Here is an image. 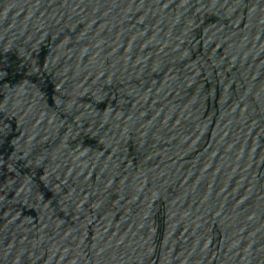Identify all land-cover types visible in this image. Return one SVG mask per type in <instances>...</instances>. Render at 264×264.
I'll return each mask as SVG.
<instances>
[{
  "label": "water",
  "instance_id": "95a60500",
  "mask_svg": "<svg viewBox=\"0 0 264 264\" xmlns=\"http://www.w3.org/2000/svg\"><path fill=\"white\" fill-rule=\"evenodd\" d=\"M158 264H264V0H68Z\"/></svg>",
  "mask_w": 264,
  "mask_h": 264
}]
</instances>
